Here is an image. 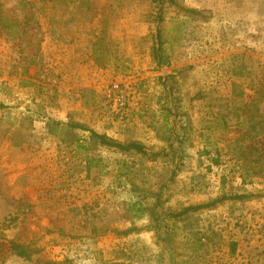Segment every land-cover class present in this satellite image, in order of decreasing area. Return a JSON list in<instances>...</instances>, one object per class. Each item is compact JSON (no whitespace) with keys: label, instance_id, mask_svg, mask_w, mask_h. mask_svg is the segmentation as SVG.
Segmentation results:
<instances>
[{"label":"rangeland","instance_id":"rangeland-1","mask_svg":"<svg viewBox=\"0 0 264 264\" xmlns=\"http://www.w3.org/2000/svg\"><path fill=\"white\" fill-rule=\"evenodd\" d=\"M161 8L158 21L153 0H0L18 21L16 37L0 26V264H168L161 208L174 264L219 247L224 212L264 234V154L247 150L264 129V0ZM244 155L258 159L248 172ZM133 187L146 193L139 218Z\"/></svg>","mask_w":264,"mask_h":264},{"label":"trees","instance_id":"trees-1","mask_svg":"<svg viewBox=\"0 0 264 264\" xmlns=\"http://www.w3.org/2000/svg\"><path fill=\"white\" fill-rule=\"evenodd\" d=\"M166 1H170V0H153V2L158 6V9H157V20L158 21H161L162 19V13H161L162 8L161 7ZM17 24H18V21L16 20V18H10L8 16H3L0 11V26L4 27V29H7V27L10 29L12 28V32H9L10 33L9 36L16 37L18 35L16 34V31H14ZM156 36H157L159 46L157 48H153V54L158 59V62L161 63V57L159 55L161 51V31L159 29L156 31ZM261 99H262L261 97L257 96V102H259ZM72 126L83 128L84 130L89 131L90 137L96 138L99 144L101 145H106L108 147L116 148L120 151H128V150L134 149L137 152H144V149L140 143H137V142L121 143V142H118L116 140H113L107 137L104 134L97 133L93 129L84 127L81 124L74 123ZM253 136L254 137H251V138L255 139L254 145H249L247 147V150H249V152L251 153L254 152L256 155L258 154V156H261L264 154V129L260 127L258 129V132H256ZM241 158L244 160V161L242 160V168H244L246 172H248L251 168H253V165L251 163H255L258 161V159L249 157L248 155L241 156ZM246 159L250 160L249 161L250 165L248 166L245 164ZM212 161L214 163H217L218 160L217 158H214L212 159ZM90 162L91 161H88L89 165H90ZM242 180L244 181L243 175H242ZM130 191L136 197V199L127 203V211L128 213H130L131 216H134L137 218L142 217L143 214H145V212H147L148 210L147 206L142 202V199L146 198V195H145L146 193L144 194V192H142V190H139V188L137 187H133ZM243 197H245V195L243 194L221 196L220 198L214 199L209 203L199 204L195 206H186L181 210L180 213L186 212L188 210H196L199 208H203V207L213 204L214 202L221 201L223 199H240ZM8 248L10 251L14 252L17 256L22 257V258H28L32 252V250L29 249L28 245L13 242V241L9 242ZM45 264H53V263L46 262Z\"/></svg>","mask_w":264,"mask_h":264},{"label":"crops","instance_id":"crops-1","mask_svg":"<svg viewBox=\"0 0 264 264\" xmlns=\"http://www.w3.org/2000/svg\"><path fill=\"white\" fill-rule=\"evenodd\" d=\"M228 213L224 212L222 220L213 227L217 231L219 247L212 242L204 245L202 250L207 248L208 253L203 255L200 264H264V260H258L260 254L264 253V234L260 232L261 229H257L254 221L248 220L247 226L235 223L228 217ZM213 246L215 247L212 249Z\"/></svg>","mask_w":264,"mask_h":264},{"label":"water","instance_id":"water-1","mask_svg":"<svg viewBox=\"0 0 264 264\" xmlns=\"http://www.w3.org/2000/svg\"><path fill=\"white\" fill-rule=\"evenodd\" d=\"M177 136L175 137L174 139V142L172 144V147H173V152L175 154V159H174V163H173V166L171 168V171L169 173V176L167 177V179L169 180L173 173H174V170L176 169V166L178 164V158H177ZM165 183H162V187ZM162 192V189L160 190V193ZM163 215H162V208L160 209V213L159 215L157 216V219H156V224H155V234H156V237L158 239V242L159 244L161 245V247L164 249V252H165V257L167 259V262L168 264H174V261H173V253H172V250L164 243V241L162 240V237H161V233H160V226H161V219H162Z\"/></svg>","mask_w":264,"mask_h":264},{"label":"built area","instance_id":"built-area-1","mask_svg":"<svg viewBox=\"0 0 264 264\" xmlns=\"http://www.w3.org/2000/svg\"><path fill=\"white\" fill-rule=\"evenodd\" d=\"M261 226L264 228V223H262ZM263 259H264V253L260 254L258 260H259V261H263Z\"/></svg>","mask_w":264,"mask_h":264}]
</instances>
